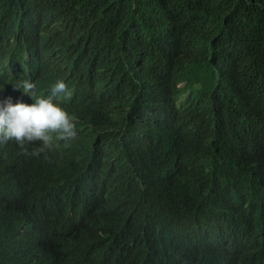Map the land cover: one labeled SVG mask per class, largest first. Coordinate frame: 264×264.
I'll use <instances>...</instances> for the list:
<instances>
[{
  "label": "clouds",
  "instance_id": "obj_1",
  "mask_svg": "<svg viewBox=\"0 0 264 264\" xmlns=\"http://www.w3.org/2000/svg\"><path fill=\"white\" fill-rule=\"evenodd\" d=\"M81 1L0 0V167L16 180L30 148L71 193L38 180L3 255L52 264L50 247L95 239V210L117 217L99 224L116 252L103 264H130L133 226L158 250L149 264H264L261 49L234 44L214 0H164L135 37Z\"/></svg>",
  "mask_w": 264,
  "mask_h": 264
},
{
  "label": "trees",
  "instance_id": "obj_2",
  "mask_svg": "<svg viewBox=\"0 0 264 264\" xmlns=\"http://www.w3.org/2000/svg\"><path fill=\"white\" fill-rule=\"evenodd\" d=\"M81 2L99 18L110 20L116 24L114 36L126 33L127 36L135 37L136 34H145L141 32L145 19L154 9L161 7L164 0H82ZM214 2L220 5V10H226L225 21L231 17L240 28V33L235 37L234 44H244L247 47L261 49L254 78L262 79V87H264V0H214ZM77 9L81 13V10ZM5 18L7 16L0 13V21ZM79 23L83 24V21L79 20ZM33 152L35 151L30 148L23 149L16 166L12 165L16 180L9 178L0 167V264H17L14 260L3 255L1 247L4 239L15 233L12 229L13 226L18 230L22 226H28L26 220L33 211V207L28 201H33L41 196L36 182L38 180L45 182L43 184V187H46L45 193L49 191V193L57 195H63L70 186L69 180L59 173H56L52 178L51 172H49L50 165L46 162L41 164L39 157L32 155ZM0 162L2 165L6 163L1 156ZM69 195L71 193L66 192L63 197ZM36 203L42 205V198ZM36 203V207L43 212L56 211L55 205L47 208ZM117 212L118 209L114 208L111 215ZM116 218H106L103 211L96 215L94 210L91 225L96 229L95 239L88 243L76 242L75 245L65 241L50 247L47 253L51 257L52 264H76L75 261L83 258L84 255L99 264H103L105 260L112 262L116 258L115 250L102 248L97 242L102 234L100 225L108 226V224L114 223ZM39 220L40 218L37 219V221ZM155 228L156 223L153 221L149 225V232ZM131 234L127 241L134 249L126 250L128 263L149 264L150 261L156 260L157 248L152 244L153 249L150 248L148 254L146 253L143 247L145 239L136 231V226H133Z\"/></svg>",
  "mask_w": 264,
  "mask_h": 264
}]
</instances>
